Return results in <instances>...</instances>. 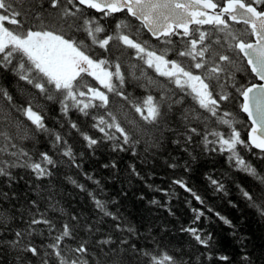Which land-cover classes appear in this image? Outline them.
Listing matches in <instances>:
<instances>
[{
	"label": "snow or ice",
	"instance_id": "snow-or-ice-1",
	"mask_svg": "<svg viewBox=\"0 0 264 264\" xmlns=\"http://www.w3.org/2000/svg\"><path fill=\"white\" fill-rule=\"evenodd\" d=\"M242 71L252 79L237 80ZM241 97L252 125L247 139L229 110ZM75 143L93 156L139 149L145 162L174 144L191 159L169 167L185 172L196 160L189 149L226 154L232 168L257 181L237 188L264 218V174L245 158L264 161V0H0V264H232L214 253L212 234L195 226L214 210L182 178L172 183L201 206L179 228L203 247L195 260L150 235L140 245L135 227L70 177L87 191L94 219L66 212L51 192L38 191L21 210L14 186L25 175L43 181L65 162L82 170ZM205 179L214 194L228 196L222 177ZM214 214L235 236L236 225ZM242 264L255 261L243 254Z\"/></svg>",
	"mask_w": 264,
	"mask_h": 264
},
{
	"label": "trees",
	"instance_id": "trees-1",
	"mask_svg": "<svg viewBox=\"0 0 264 264\" xmlns=\"http://www.w3.org/2000/svg\"><path fill=\"white\" fill-rule=\"evenodd\" d=\"M234 27L242 30L245 26L241 24L234 25ZM246 79L251 80L252 77L243 71L237 73V80L244 82ZM5 83L7 86L8 81L6 80ZM240 102H242L241 98L234 105H229V110L238 122L236 128L241 132V138L247 139L250 125L239 108ZM219 130L224 131V126H221ZM69 142L72 143V140L70 139ZM39 147L42 151L48 150L47 144H41ZM73 150L77 153H84L82 161L78 156V162L83 164L82 170L71 167L65 162L58 167L51 178L36 181L25 175V179L14 186L21 210H23L25 200L37 198L38 191L43 195L51 192L66 212L80 213L85 219H94L96 212L87 191L81 192L77 189L70 182V177L77 183L83 184L88 191L98 194L99 198L107 201L109 211L121 215L128 224L135 227L140 233L138 240L140 245L150 244L151 239L147 242L143 239L144 236L150 235L163 240L170 247L182 249L195 260L204 249L202 246L195 245L192 238L187 233H181L179 228L182 225L189 226L194 215L191 209L201 206L179 185L172 183L173 180L182 178L204 198L206 205L214 210L212 213L206 212L210 219L201 218L195 225L212 234L214 253L228 255L232 264H242L243 254L251 255L255 264H264V218H261L256 210L247 206L237 188L239 185L247 189L255 185L257 181L249 174L232 168L227 161L226 154L200 155L199 147L194 152L189 149L191 154L196 156V160L191 165V171L185 172L183 167L173 169L169 167V164L173 162V159L184 164L191 157L178 146L170 143L158 150L154 158L150 156L147 162L139 149L136 150L137 155H133L132 151L113 153L105 148L97 151L93 156L82 144L75 143ZM241 155L245 154L242 152ZM245 158L258 172L264 174L262 171L264 161L257 160L251 153ZM112 161L116 163L115 169L102 167L103 164ZM132 166L140 173L139 176L132 172ZM83 172H88L94 179L99 180L103 191L101 192L100 188L87 180ZM206 173H213L224 179L228 196L212 192L205 179ZM233 180L236 183H233ZM33 183L39 185L38 190L33 189ZM152 200L159 203L152 204L150 203ZM188 201H191V204ZM169 209L174 214H170ZM215 212H219L236 225L235 236L232 234L233 229L219 220ZM112 224L113 221L109 217L104 218L103 227L106 231L111 230ZM112 235L115 239L117 235L124 234L113 232ZM241 237L243 243H241ZM132 241L136 242L137 238L133 237ZM185 259L188 257L186 256ZM201 260H203L202 257Z\"/></svg>",
	"mask_w": 264,
	"mask_h": 264
},
{
	"label": "water",
	"instance_id": "water-1",
	"mask_svg": "<svg viewBox=\"0 0 264 264\" xmlns=\"http://www.w3.org/2000/svg\"><path fill=\"white\" fill-rule=\"evenodd\" d=\"M242 97H241V101H242ZM242 112V111H241ZM243 113V112H242ZM245 116H246V118H247V120H248V122H249V125H250V127H249V129H248V132H247V137H248V134H249V131H250V128H251V120L248 118V116H247V114L246 113H243Z\"/></svg>",
	"mask_w": 264,
	"mask_h": 264
}]
</instances>
